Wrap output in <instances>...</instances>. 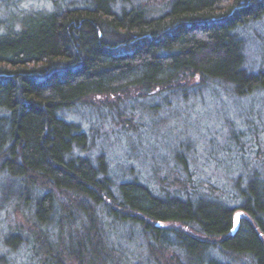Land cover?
I'll use <instances>...</instances> for the list:
<instances>
[{
  "label": "trees",
  "instance_id": "16d2710c",
  "mask_svg": "<svg viewBox=\"0 0 264 264\" xmlns=\"http://www.w3.org/2000/svg\"><path fill=\"white\" fill-rule=\"evenodd\" d=\"M50 1L0 31V264H264L261 153L225 145L210 150L206 178L159 177L155 156L142 158L149 175L134 173L128 146L117 171L100 130L69 117L103 114L153 145L162 110L261 106L249 98H264V66L249 65L244 34L264 0H168L160 12L140 0Z\"/></svg>",
  "mask_w": 264,
  "mask_h": 264
},
{
  "label": "rangeland",
  "instance_id": "374dc122",
  "mask_svg": "<svg viewBox=\"0 0 264 264\" xmlns=\"http://www.w3.org/2000/svg\"><path fill=\"white\" fill-rule=\"evenodd\" d=\"M167 1L140 0L143 5L150 7L155 12L163 10ZM50 6V0H0V31L5 30L9 24L16 25L25 13L46 9ZM244 35L247 39L249 65L257 70L264 66V18L248 28ZM205 94L208 93L205 92ZM196 100V103L203 102L202 100ZM249 100H253L255 105L261 104V106H253L252 110L250 109L251 106H237L235 112L230 106H225V101L221 105L218 101V104L211 102L208 106L187 107L183 112L174 113L170 117L164 114L162 110L161 119L157 125L159 127L158 133L154 135L153 145L156 144L157 146L158 143L164 145L154 152H149L150 147L153 145L148 144L146 134L140 135L141 138H137V136L135 139L121 133L122 125H114L113 122H110L108 116L103 114L92 116L88 113L84 115L80 111L72 110L69 112V117L82 121L86 128H92L94 125L100 130L102 138L97 141L96 145H100L101 149L113 154L117 171L123 169L122 164L127 155L126 157L133 161L134 167H130L133 168L134 173H137L138 169H141L139 166L142 165L143 170H145L144 174L149 175L151 172L150 166L144 165L142 158L150 159L151 156H155L156 163H159V177L167 176L172 168H176L181 175H187L186 170L189 169L194 177H205L211 172V168H209L211 165L207 167V157L210 150L225 145L229 146V150L236 153V156L243 153L253 157L252 159L262 161V159L254 157L258 153L264 156V98H262V95L257 94L250 97ZM220 106H224L225 111L227 109L231 111V114H228L232 116V120L235 122L234 128L238 130L234 135H230L228 131L224 130V120L218 119L221 113ZM240 113H243V117L240 116ZM246 113L248 114L246 115ZM245 115L250 116L251 120H255L252 121L254 125H248ZM88 118H91V121ZM240 130L248 132V135L251 133L250 137L248 135L244 136V133ZM236 138H238V141L235 142L234 139ZM132 141H134V144ZM128 146H130L129 154L125 155L123 147ZM95 150L100 151L97 147ZM162 153L167 154L168 158H162ZM240 164V162H237L234 164V168H241ZM227 169L226 165L221 166V171L226 172ZM165 184L167 188L173 189L170 178ZM15 217L16 220L23 222L22 215L17 214Z\"/></svg>",
  "mask_w": 264,
  "mask_h": 264
},
{
  "label": "water",
  "instance_id": "95a60500",
  "mask_svg": "<svg viewBox=\"0 0 264 264\" xmlns=\"http://www.w3.org/2000/svg\"><path fill=\"white\" fill-rule=\"evenodd\" d=\"M239 214V213H237ZM237 214L235 215V218H234V226H233V229H232V233H236L239 229V226H240V218H241V215L239 214V218L237 219Z\"/></svg>",
  "mask_w": 264,
  "mask_h": 264
},
{
  "label": "snow or ice",
  "instance_id": "6c2138e0",
  "mask_svg": "<svg viewBox=\"0 0 264 264\" xmlns=\"http://www.w3.org/2000/svg\"><path fill=\"white\" fill-rule=\"evenodd\" d=\"M239 218V214H237V219Z\"/></svg>",
  "mask_w": 264,
  "mask_h": 264
}]
</instances>
